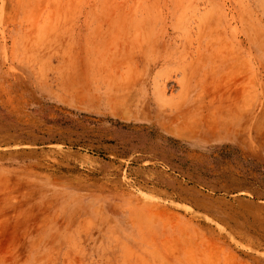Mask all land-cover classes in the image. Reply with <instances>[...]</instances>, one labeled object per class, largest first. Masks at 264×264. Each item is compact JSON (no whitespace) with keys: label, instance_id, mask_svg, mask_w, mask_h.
<instances>
[{"label":"rangeland","instance_id":"rangeland-1","mask_svg":"<svg viewBox=\"0 0 264 264\" xmlns=\"http://www.w3.org/2000/svg\"><path fill=\"white\" fill-rule=\"evenodd\" d=\"M0 264H264V0H0Z\"/></svg>","mask_w":264,"mask_h":264}]
</instances>
